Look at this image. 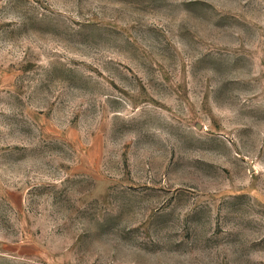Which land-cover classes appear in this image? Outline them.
<instances>
[{
  "label": "rangeland",
  "instance_id": "rangeland-1",
  "mask_svg": "<svg viewBox=\"0 0 264 264\" xmlns=\"http://www.w3.org/2000/svg\"><path fill=\"white\" fill-rule=\"evenodd\" d=\"M0 264H264V0H0Z\"/></svg>",
  "mask_w": 264,
  "mask_h": 264
}]
</instances>
